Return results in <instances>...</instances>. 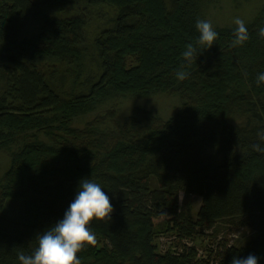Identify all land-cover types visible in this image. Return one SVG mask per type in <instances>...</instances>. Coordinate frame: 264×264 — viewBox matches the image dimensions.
<instances>
[{"label":"trees","instance_id":"16d2710c","mask_svg":"<svg viewBox=\"0 0 264 264\" xmlns=\"http://www.w3.org/2000/svg\"><path fill=\"white\" fill-rule=\"evenodd\" d=\"M212 2L0 0V264H264V0L209 28ZM218 224L247 233L200 253Z\"/></svg>","mask_w":264,"mask_h":264},{"label":"rangeland","instance_id":"374dc122","mask_svg":"<svg viewBox=\"0 0 264 264\" xmlns=\"http://www.w3.org/2000/svg\"><path fill=\"white\" fill-rule=\"evenodd\" d=\"M30 2L46 14L58 15L61 17L65 16V14L57 12L54 8L44 7L42 5V0H30ZM262 2L263 0H213L212 5L209 8V16L207 18L208 27L236 26L247 23L252 19ZM104 11L107 12L109 10L104 8ZM66 14L70 15L71 12ZM90 20L91 21L85 31L91 41L92 37L100 31L99 28L102 27L103 22L107 23V18L91 17ZM109 104L110 103H105L104 105L107 108ZM177 104L176 99L169 98L162 94L155 95L148 99L126 97L121 100L122 109H120V112L118 110L116 120L119 122L122 121L133 106H141L142 108L152 110L160 117L166 118L173 113ZM105 106L100 109L103 110ZM96 114H98V112L90 114L89 117H93ZM8 165V157L6 154L0 153V177L7 170ZM178 198L181 203L184 198V194L180 193ZM189 198L192 204V213L193 216H195V213L200 207L201 198L198 196H190ZM19 207L20 203L18 200H9L5 208L0 212V217L10 222H19ZM246 233L247 230L241 228H228L226 225L218 224L215 228L207 231V234L204 236L197 237L196 240L192 242V245L195 246L201 253L208 245L215 242V240H212V237H217V241L227 240L229 244H236L242 236L246 235ZM167 241L168 239L165 237L157 241L160 252L163 253L166 249H168Z\"/></svg>","mask_w":264,"mask_h":264}]
</instances>
